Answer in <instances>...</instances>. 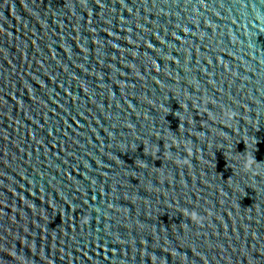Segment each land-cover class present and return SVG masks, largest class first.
Segmentation results:
<instances>
[{
  "label": "water",
  "instance_id": "water-1",
  "mask_svg": "<svg viewBox=\"0 0 264 264\" xmlns=\"http://www.w3.org/2000/svg\"><path fill=\"white\" fill-rule=\"evenodd\" d=\"M0 264H264V0H0Z\"/></svg>",
  "mask_w": 264,
  "mask_h": 264
}]
</instances>
